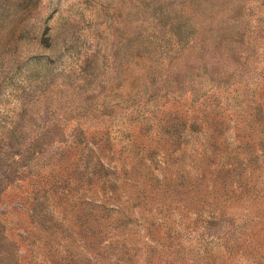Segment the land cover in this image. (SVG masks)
<instances>
[{
  "label": "rangeland",
  "instance_id": "374dc122",
  "mask_svg": "<svg viewBox=\"0 0 264 264\" xmlns=\"http://www.w3.org/2000/svg\"><path fill=\"white\" fill-rule=\"evenodd\" d=\"M0 264H264V0H0Z\"/></svg>",
  "mask_w": 264,
  "mask_h": 264
}]
</instances>
